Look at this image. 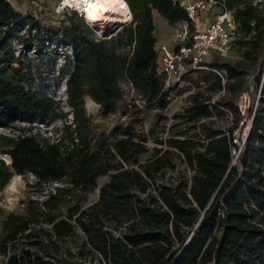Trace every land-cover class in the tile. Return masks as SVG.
Listing matches in <instances>:
<instances>
[{
	"label": "trees",
	"instance_id": "1",
	"mask_svg": "<svg viewBox=\"0 0 264 264\" xmlns=\"http://www.w3.org/2000/svg\"><path fill=\"white\" fill-rule=\"evenodd\" d=\"M119 1L127 22L102 37L75 7L62 5L61 22L44 24L0 0V126L10 131L0 132V152L10 156L9 163L0 157V189L14 173L34 177L26 181L21 209L0 216V262L264 264V0L260 6L215 0L236 21L231 49L238 43L257 61L245 113L235 97L247 87V70L214 55L206 64L223 78L208 68L201 76L205 89L190 94L152 146L129 125L95 132L83 95L107 116L132 91L165 117L172 85L164 87L157 70L152 10L170 23L189 16L176 0ZM54 40L70 51L58 69L67 110L28 86L34 74L22 54L49 49ZM220 89L224 93L211 102L205 90ZM227 112L232 124L216 125ZM243 115L250 127L232 164L230 133ZM57 118L60 124L49 128ZM101 174L108 178L87 203Z\"/></svg>",
	"mask_w": 264,
	"mask_h": 264
},
{
	"label": "rangeland",
	"instance_id": "2",
	"mask_svg": "<svg viewBox=\"0 0 264 264\" xmlns=\"http://www.w3.org/2000/svg\"><path fill=\"white\" fill-rule=\"evenodd\" d=\"M15 10L21 12L23 15H31L35 19L40 20L44 24H59L65 17L63 13L64 7L62 5H69L77 8L70 0H8ZM111 1V0H109ZM69 3V4H68ZM223 5H214L209 11V15L212 17L213 13L219 10ZM79 9V8H77ZM81 10V9H79ZM84 17L90 26L94 29L97 35L106 37L117 30L122 24L126 23H97L93 25V18L90 13L84 12ZM155 25V48L160 44H173L175 31L178 23H170L160 14H156L153 18ZM104 25V26H103ZM15 29H19L17 26ZM14 51L17 52L21 49L20 44L16 40L13 41ZM49 49L45 48L40 52H33V49L24 50L22 52L23 59L26 65H31L34 78L28 84V86L39 92H45L46 94L60 100L62 107L67 110L68 106L65 103V76L58 73L60 66L64 65L67 60L63 57V52L70 53L69 47L63 40H54L49 43ZM55 49V50H54ZM71 57V56H70ZM222 60H228L232 63H239L242 68L247 70V87H243L240 91L246 94V106L251 102L253 92V86L251 84V78L254 74H259L257 71V61L248 57L244 52V48L238 43L233 45L229 53L224 56ZM211 71L205 68H199L197 72L195 70L186 73L185 77L190 83L174 82L170 92V98L167 108L164 110L165 117L159 119L156 116L157 109L152 107L143 106V102L136 99L133 93L130 91L125 94L123 99L117 102V109L108 114L102 116L99 113V104L95 102L88 94H84V106L87 114L89 115L91 127L95 132L104 130L108 132L114 125H129L135 128L138 132L146 135V144L152 146L154 144L159 145L156 142V138H163L167 133V125L172 121V114L182 110L189 102L190 94L197 89L204 90L206 81L202 79V74ZM222 72V71H221ZM218 73V72H217ZM223 73V72H222ZM184 80V79H183ZM27 85V84H25ZM224 93L223 89L216 92L205 90V94H211L210 98L218 97ZM238 95L235 99H238ZM127 103L131 105L128 106ZM134 104H138L134 106ZM68 117L71 118L70 113ZM234 115L231 112L219 115L215 118V124L221 127L232 124ZM35 121L38 125H42L41 121L36 118ZM60 119L57 118L51 125L60 124ZM42 130L43 126H41ZM153 128V131L150 129ZM0 132H10L8 128L0 126ZM47 134H50L47 132ZM2 153V152H1ZM14 179L11 177L9 181L0 189V216H4L10 210H20L21 201L25 198V184L27 180H33V175L30 173H22ZM108 174H101L96 179V188L91 192L86 202H92L98 197L99 187L107 180ZM48 185V184H47ZM46 185V186H47Z\"/></svg>",
	"mask_w": 264,
	"mask_h": 264
},
{
	"label": "built area",
	"instance_id": "3",
	"mask_svg": "<svg viewBox=\"0 0 264 264\" xmlns=\"http://www.w3.org/2000/svg\"><path fill=\"white\" fill-rule=\"evenodd\" d=\"M176 1L186 9L189 20L177 22L173 44H161L158 48L157 70L162 75L164 87L180 82L184 74L199 68L213 69L223 78L221 70L209 67L206 61L214 55L226 56L229 53L236 28L232 11L219 9L211 17L209 11L216 4L215 0ZM251 1L260 6L263 0ZM214 99L215 97L211 99V102H214ZM245 100L246 94L241 93L237 104L242 114L245 113L247 105ZM250 122L251 118L243 115L239 120V126L230 133L234 143L231 151L232 164L236 162L244 144ZM0 157L4 158L6 163L10 162V156L7 153L0 152Z\"/></svg>",
	"mask_w": 264,
	"mask_h": 264
},
{
	"label": "bare ground",
	"instance_id": "4",
	"mask_svg": "<svg viewBox=\"0 0 264 264\" xmlns=\"http://www.w3.org/2000/svg\"><path fill=\"white\" fill-rule=\"evenodd\" d=\"M83 12L90 13L93 25L100 23H123L127 21L126 14L119 0H70ZM104 26V25H103Z\"/></svg>",
	"mask_w": 264,
	"mask_h": 264
},
{
	"label": "crops",
	"instance_id": "5",
	"mask_svg": "<svg viewBox=\"0 0 264 264\" xmlns=\"http://www.w3.org/2000/svg\"><path fill=\"white\" fill-rule=\"evenodd\" d=\"M152 13H153V18H154V16H155L156 14H159L158 11L155 10V9L152 10ZM173 40H174V39H173ZM160 45H161V44H160ZM160 45H159V46H160ZM159 46H158L157 48H155V46H154V48H155V50H156V54L158 53V48H159ZM207 69H208V68H207ZM209 69H210V68H209ZM185 75H187V74H184L183 76H185ZM183 79H184V80H183ZM183 79H181L180 82L190 83L187 79H185V77H184ZM18 175H19V174L14 173V174L11 175V177H14V179H18V178H15V177H17ZM0 264H2V263L0 262Z\"/></svg>",
	"mask_w": 264,
	"mask_h": 264
}]
</instances>
